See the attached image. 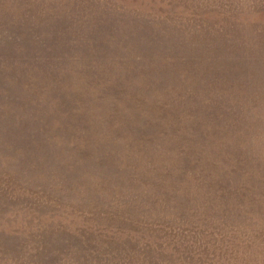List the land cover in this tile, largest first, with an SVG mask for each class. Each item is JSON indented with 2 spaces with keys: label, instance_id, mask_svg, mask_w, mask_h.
Returning <instances> with one entry per match:
<instances>
[{
  "label": "rangeland",
  "instance_id": "374dc122",
  "mask_svg": "<svg viewBox=\"0 0 264 264\" xmlns=\"http://www.w3.org/2000/svg\"><path fill=\"white\" fill-rule=\"evenodd\" d=\"M0 264H264V0H0Z\"/></svg>",
  "mask_w": 264,
  "mask_h": 264
}]
</instances>
